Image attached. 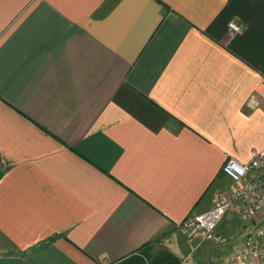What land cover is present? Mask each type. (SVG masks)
Listing matches in <instances>:
<instances>
[{"label":"crops","instance_id":"obj_1","mask_svg":"<svg viewBox=\"0 0 264 264\" xmlns=\"http://www.w3.org/2000/svg\"><path fill=\"white\" fill-rule=\"evenodd\" d=\"M263 84L264 0H0V264L140 258L264 148Z\"/></svg>","mask_w":264,"mask_h":264},{"label":"built area","instance_id":"obj_2","mask_svg":"<svg viewBox=\"0 0 264 264\" xmlns=\"http://www.w3.org/2000/svg\"><path fill=\"white\" fill-rule=\"evenodd\" d=\"M229 30L233 35L241 28L230 22ZM221 171L236 186L217 199L210 210L184 220L178 230L187 239L224 243L217 234L218 226L228 213L237 211L242 221L252 222L254 227L242 241L238 254L230 255L224 264H264V148L252 152L246 163L227 157ZM180 264L195 262L187 255Z\"/></svg>","mask_w":264,"mask_h":264},{"label":"rangeland","instance_id":"obj_3","mask_svg":"<svg viewBox=\"0 0 264 264\" xmlns=\"http://www.w3.org/2000/svg\"><path fill=\"white\" fill-rule=\"evenodd\" d=\"M170 235L156 239L143 250L140 258L128 261L126 264H180L187 255L192 257L195 264H224V260L231 255L224 251L226 242L207 244L197 238L196 244L188 247L187 241L190 239L181 236L179 230ZM205 251L213 256H205Z\"/></svg>","mask_w":264,"mask_h":264}]
</instances>
